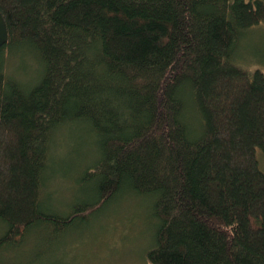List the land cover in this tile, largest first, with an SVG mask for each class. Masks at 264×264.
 <instances>
[{
  "label": "trees",
  "instance_id": "obj_1",
  "mask_svg": "<svg viewBox=\"0 0 264 264\" xmlns=\"http://www.w3.org/2000/svg\"><path fill=\"white\" fill-rule=\"evenodd\" d=\"M0 11V264H66L65 236L124 191L152 202L148 264H264V71L236 62L263 0ZM13 51L30 79L7 72ZM63 133L85 158L67 180L91 190L70 203L50 197Z\"/></svg>",
  "mask_w": 264,
  "mask_h": 264
},
{
  "label": "rangeland",
  "instance_id": "obj_2",
  "mask_svg": "<svg viewBox=\"0 0 264 264\" xmlns=\"http://www.w3.org/2000/svg\"><path fill=\"white\" fill-rule=\"evenodd\" d=\"M15 52L14 55L19 56ZM15 56L7 60V72H17L15 69L18 67L28 69V75H17L24 81L30 79L32 68L26 58ZM236 62L249 70L262 67L261 70L264 71V22L246 33ZM32 71L34 75V69ZM71 131L73 130L65 131V134ZM65 134H62L61 141L56 142L52 152V167L55 169L52 180L56 189L50 197L51 201L60 199L70 203L72 199H81V196L87 194L86 191L91 190L81 189L67 180L74 179V165H79L85 158L80 153L72 154L73 150L69 149L72 144ZM80 142L78 139L74 144ZM261 169L264 171V160L261 162ZM151 207L150 198L130 195L124 191L94 211L75 231L68 233L59 248L62 249L61 252L52 255L54 252L50 251V257L62 259L66 264H148L144 253L154 244L157 223ZM46 257H42L41 262L50 260Z\"/></svg>",
  "mask_w": 264,
  "mask_h": 264
},
{
  "label": "water",
  "instance_id": "obj_3",
  "mask_svg": "<svg viewBox=\"0 0 264 264\" xmlns=\"http://www.w3.org/2000/svg\"><path fill=\"white\" fill-rule=\"evenodd\" d=\"M7 28L5 24L4 17H2L1 11H0V47L4 45L7 42Z\"/></svg>",
  "mask_w": 264,
  "mask_h": 264
}]
</instances>
